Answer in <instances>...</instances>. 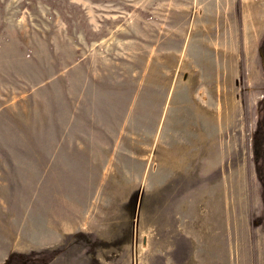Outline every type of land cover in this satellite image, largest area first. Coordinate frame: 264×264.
<instances>
[{"label":"rangeland","instance_id":"obj_1","mask_svg":"<svg viewBox=\"0 0 264 264\" xmlns=\"http://www.w3.org/2000/svg\"><path fill=\"white\" fill-rule=\"evenodd\" d=\"M0 264H264V0H0Z\"/></svg>","mask_w":264,"mask_h":264},{"label":"bare ground","instance_id":"obj_2","mask_svg":"<svg viewBox=\"0 0 264 264\" xmlns=\"http://www.w3.org/2000/svg\"><path fill=\"white\" fill-rule=\"evenodd\" d=\"M37 238V237H36ZM21 239V238H20ZM33 241V240H32ZM34 242V241H33ZM26 245V244H25ZM7 250V249H6Z\"/></svg>","mask_w":264,"mask_h":264}]
</instances>
